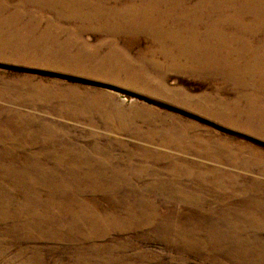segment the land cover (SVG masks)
<instances>
[{"label":"bare ground","instance_id":"obj_1","mask_svg":"<svg viewBox=\"0 0 264 264\" xmlns=\"http://www.w3.org/2000/svg\"><path fill=\"white\" fill-rule=\"evenodd\" d=\"M190 1L0 0V57L31 56L33 61L44 58L59 68L81 69L88 62L102 60H94L99 44L87 45L82 38L85 32L108 33L113 36L109 43L116 33L144 32L166 68L195 71L211 85L210 92L177 95L165 85L161 71L157 89L162 95L183 104L190 100L200 115L264 134V0ZM217 10L222 11L221 17ZM44 12L69 20L60 27L63 36L49 32L54 22H47L39 32L34 30L36 23L19 22ZM221 56L226 63L219 64ZM215 77L230 84L235 97L215 101ZM166 112L185 119L177 112ZM67 120L107 132L84 128L70 134L76 127H69ZM124 120L135 129L117 127ZM173 120L152 110L123 111L112 99H103L97 89L59 85L53 79L33 81L32 75H0V264H47L42 254L56 252L61 243L66 244L62 258L68 264H131L126 250L133 241L126 246L125 241L105 244L104 240L112 231L153 225L157 230L148 235L159 237L178 252L213 254L215 259L209 264H264V239L258 242L253 229L250 236L238 230L239 237H229L223 230L232 222L221 220L215 225L211 211L202 214L213 216L208 223L193 218L176 223L175 216L158 212L152 199L142 198L133 208L119 201L138 187L156 189L159 184L152 185L153 181L138 183L160 174L170 177L160 178L162 187L187 191H174L169 200L184 198L194 206L215 209V196L220 193L215 179L239 176L233 172L228 177L229 169H220L219 163L252 164L264 175L263 154L262 159L242 156L239 147L232 150L223 145L222 137L212 141V136L189 133L192 125L187 122ZM121 133L129 139L117 137ZM230 138L235 140L233 134ZM207 144L215 145V154L211 152L215 160L203 157L210 155ZM189 155L215 164L205 166ZM185 156L188 159H181ZM204 173L210 177L202 179ZM253 181L237 188L245 195L240 198V212L250 216L247 224L262 226L263 221L264 226V215L259 218L256 213L259 208L264 210V195L254 193ZM258 187L264 194V183ZM143 205L151 209L145 212ZM206 226L213 231L207 241L199 240L195 230ZM11 246L15 249L9 256ZM116 249L119 253L115 255Z\"/></svg>","mask_w":264,"mask_h":264},{"label":"rangeland","instance_id":"obj_2","mask_svg":"<svg viewBox=\"0 0 264 264\" xmlns=\"http://www.w3.org/2000/svg\"><path fill=\"white\" fill-rule=\"evenodd\" d=\"M189 2L191 1L189 0ZM220 8L223 9L222 6ZM47 11L50 13L48 9ZM48 12H44V14L40 16L23 17L19 22L28 20L30 23H36L37 25L34 28L36 32L41 31L43 27L46 26L47 22H54L50 26L49 32L63 36L64 32L60 27L61 25H67L66 23H69V20L56 19V17H53ZM216 13L220 14L219 17L222 16L221 10H217ZM57 23L59 25H57ZM221 26L224 28L227 27L223 24H221ZM114 35L115 39L112 40L113 42L109 43L113 36L108 33H101L97 29L89 30L83 34L82 38L85 39L87 45L99 44L96 51L97 58H94V60L102 59L99 63L97 61H92L85 64L81 69H66L59 68L53 62L44 58H40L38 61H33L31 56L21 58L16 55H10L0 57V75L5 77H11L14 75H32L33 81L38 79L43 81L53 79L57 80L59 85L66 84L76 86L78 89H97L102 92L103 99L104 97L106 99H112L113 105L115 103V106L123 111L132 112L152 110L156 113H161L164 116L166 114L167 119L172 121L177 117L183 122L192 125L189 129V133L197 132L205 136H212V141H214L215 138L222 137L223 145L230 148L232 147V150H235V147H239V152L240 154L242 153V156H256L262 159V154L264 155V134L261 131L252 132L246 129L242 130L239 127H233L229 125V123L213 118L207 114L200 115L194 110L192 101L189 100L187 103L183 104L181 100L175 99L172 96L162 95L157 89V75L161 71L164 73L163 82L166 86L173 88L177 95L193 97L201 92H210L211 85L209 84V80L198 75L195 71L189 72L178 70L175 67L166 68L163 57L156 50L152 49L154 43H152L150 36L144 32H121ZM217 55L218 52L216 51V58ZM226 61L227 59H223L222 56L221 59H218L219 64L226 63ZM212 85L215 86V101L223 98L231 100L235 97L234 89L231 88L230 84L224 82L222 78L215 77V82ZM259 102L263 101L261 100ZM166 110L177 112L181 114L182 117H185V119L180 118L173 113L171 115V113H167ZM67 122L70 125L69 127H76L71 130L70 134H78L80 131L79 129L84 128L87 130L93 129L101 131L102 134L103 132H107L103 131L101 128L90 127L79 122L71 120H67ZM194 125H197L199 128L195 129L193 127ZM117 127L123 130L135 129V125L133 123L129 124L126 120L119 123ZM231 134L234 135L235 140H238V144L235 140L230 138ZM117 137H122L124 140L129 139V136L122 133ZM207 146H209L210 155H207V157L202 154V156L204 155L203 157L206 159L211 158L215 160V156L211 155V152L215 154V151H213L215 150V145L212 144L211 146L207 144ZM251 150L253 152H251ZM187 157L188 156H185L181 159L186 160L188 159ZM189 159L194 162L199 161L200 164L203 163L205 166L213 164L211 161L193 156L191 157L190 155ZM226 161L229 164L219 163L220 169L228 168V177H230L233 172L237 173L239 176L233 180L222 178L215 179V187H217L218 192H220L219 195L215 196V209H210L211 205L208 206L205 204H201L200 207L194 206L184 198L177 197L172 201L169 200L168 198L172 192L173 195L176 192L181 193L183 188H178L180 191H177L176 187L170 188V185H164L162 187L159 181L160 178H164V181H166L170 177H160V174L153 178L151 176L145 177L138 183L139 185H143L146 183L149 184V181H153V183H151L152 185L156 183L159 184L158 186H154L156 189L149 190L151 188L138 187L139 190L137 188L135 191H130L129 194L122 195V192H120L118 195L122 196L119 201H124L133 208L140 204L142 198L152 199V206H155L157 211L161 214L175 216L176 223H183L189 218H193L198 222L208 223L213 216H203L202 214L213 212L215 213V223L221 220L225 223L228 220L229 222H232V225L236 224L233 228H231L232 225L224 228L223 232L225 236L239 237L241 232H237L238 230H242L246 236H250L253 229L255 234L259 237H255V239L258 242H263V240L260 239H264L263 221L262 226H258L259 224L255 225L246 223L249 221L250 216L240 212L243 211L240 210L242 205L240 201L245 195L241 194L240 191L242 190H238L237 188L246 186L245 183L254 180L251 183L254 187L252 186L251 189L256 194L261 193L262 196L264 195L262 194L263 189L258 186L259 184L264 183V175L258 173L257 171L260 168L253 166L250 162L251 165L242 167L240 164H232V161ZM157 166L160 167L161 164H157ZM199 167L202 171H205L204 167H201V165H199ZM206 174L207 173L201 174V178L204 179L205 177V179H207V177H210V175ZM186 184H188V182H186ZM157 187H159L160 190ZM183 190L185 191L186 189ZM194 192L196 191L192 190V193ZM103 202H105L104 199ZM141 209L147 212L151 208L148 205H143ZM229 213L231 216H228ZM256 213L259 218L263 217L264 210L259 208L256 210ZM215 225H217V223ZM151 230H157V226H144L134 230H122L120 232L112 231L104 241L105 244L111 242L119 243L122 241H125L124 243L126 244L127 242L129 243V241H133L134 243H129V247H127L126 250V259H129L131 264H209L211 259H215L213 254H207L204 256L203 254H197L191 251L178 252L173 245L166 244V242L159 237L148 235ZM212 231V227L206 226V229L195 230V235L199 240L207 241V235L211 234ZM176 244L183 246L181 243ZM126 246L128 245L126 244ZM14 249V246L9 248L7 252L9 256H11ZM65 252L66 244L61 243L56 252H44L42 257L47 264H68V262H66L67 259L62 258ZM118 253L119 251L116 249L114 254L116 255ZM139 254L141 255L139 256ZM58 258H62V261H59ZM14 262L18 263L17 261Z\"/></svg>","mask_w":264,"mask_h":264}]
</instances>
